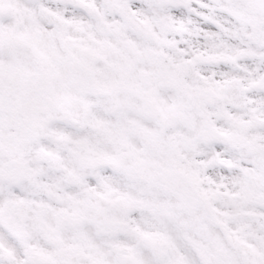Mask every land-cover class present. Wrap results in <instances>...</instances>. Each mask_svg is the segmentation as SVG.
<instances>
[{"label":"snow or ice","instance_id":"1","mask_svg":"<svg viewBox=\"0 0 264 264\" xmlns=\"http://www.w3.org/2000/svg\"><path fill=\"white\" fill-rule=\"evenodd\" d=\"M0 264H264V0H0Z\"/></svg>","mask_w":264,"mask_h":264}]
</instances>
